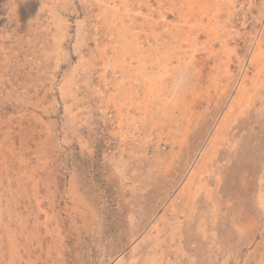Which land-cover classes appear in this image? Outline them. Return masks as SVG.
Wrapping results in <instances>:
<instances>
[{
  "label": "rangeland",
  "instance_id": "rangeland-1",
  "mask_svg": "<svg viewBox=\"0 0 264 264\" xmlns=\"http://www.w3.org/2000/svg\"><path fill=\"white\" fill-rule=\"evenodd\" d=\"M192 1L0 0V264H264V0Z\"/></svg>",
  "mask_w": 264,
  "mask_h": 264
},
{
  "label": "bare ground",
  "instance_id": "bare-ground-1",
  "mask_svg": "<svg viewBox=\"0 0 264 264\" xmlns=\"http://www.w3.org/2000/svg\"><path fill=\"white\" fill-rule=\"evenodd\" d=\"M169 1V0H168ZM194 1V0H193ZM192 1V2H193ZM171 3V2H170ZM190 3V2H189ZM193 4H194V2H193ZM199 4V3H198ZM191 5V4H190ZM189 6V5H188ZM184 7H186V6H184ZM203 7H204V5H203ZM197 8H200V7H197ZM173 9H175V8H173ZM177 9V8H176ZM179 9V8H178ZM189 10V9H188ZM187 10V11H188ZM199 10V9H198ZM202 10V9H201ZM181 11V10H180ZM185 12V11H184ZM191 11H189V13H190ZM194 12H197L196 10L194 11ZM198 12H200V11H198ZM197 12V13H198ZM229 12V11H228ZM188 13V12H187ZM196 13V14H197ZM179 14V13H178ZM181 14V13H180ZM204 14V13H203ZM230 14H232V13H230ZM186 16V15H185ZM201 17V16H200ZM199 17V18H200ZM202 18V17H201ZM189 19V18H188ZM202 19H204V18H202ZM182 20H183V18H182ZM184 21V20H183ZM201 21V20H200ZM202 22V21H201ZM208 22V21H207ZM193 23H194V21H193ZM191 24V23H190ZM196 24V23H195ZM184 25H187V23L186 24H184ZM192 25V24H191ZM194 25V24H193ZM202 24H200V26H201ZM172 26V25H171ZM176 27V26H175ZM203 29V28H202ZM176 31V30H175ZM202 31H204V30H202ZM205 32V31H204ZM144 33H146V32H144ZM149 34V33H148ZM215 34V33H214ZM204 35V34H203ZM213 35V34H212ZM146 36V35H145ZM264 36V35H263ZM208 37V36H207ZM213 37H214V35H213ZM196 38V37H195ZM184 39V38H183ZM187 43V42H186ZM147 44H149V43H147ZM151 45V44H150ZM150 47H152V46H150ZM159 47V46H158ZM144 48V47H143ZM172 49V48H171ZM258 49V48H257ZM155 50V49H154ZM214 51V50H213ZM255 51V50H254ZM264 51V50H263ZM139 52V51H138ZM149 53V52H148ZM157 53V52H156ZM191 53V52H190ZM257 53V52H256ZM261 53V52H260ZM257 56V55H256ZM142 57V56H141ZM254 56H252V58H253ZM208 58V57H207ZM145 60V59H144ZM149 60V59H148ZM158 60V59H157ZM254 61V60H253ZM253 63V62H252ZM140 64V63H139ZM149 64V63H148ZM156 66V65H155ZM138 67H139V65H138ZM162 67V66H161ZM160 67V68H161ZM126 69V68H125ZM143 69V68H142ZM164 69V68H163ZM138 71V70H137ZM145 71H146V69H145ZM149 71V70H148ZM158 71H159V69H158ZM138 73V72H137ZM158 73V72H157ZM200 73V72H199ZM139 75V74H138ZM146 75H148V74H146ZM137 76V75H136ZM142 76V75H141ZM144 76V75H143ZM142 76V77H143ZM248 78V77H247ZM146 79V78H145ZM165 79V78H164ZM143 80H144V78H143ZM245 80V79H244ZM166 81V80H165ZM246 81V80H245ZM147 82V81H146ZM138 83V82H137ZM244 84V83H243ZM253 84V83H252ZM141 85V84H140ZM137 86V85H136ZM144 87H146V85L144 86ZM145 89V88H144ZM141 92V91H140ZM134 97V96H133ZM152 98V97H151ZM237 99V98H236ZM149 100V99H148ZM166 102V101H165ZM136 109H137V107H136ZM148 109V108H147ZM181 112V111H180ZM164 126V125H163ZM221 130V129H220ZM215 138V137H214ZM191 180V179H190ZM19 258V257H18Z\"/></svg>",
  "mask_w": 264,
  "mask_h": 264
}]
</instances>
